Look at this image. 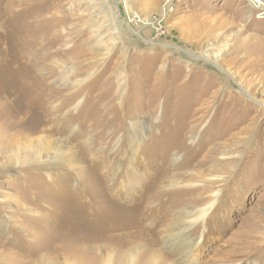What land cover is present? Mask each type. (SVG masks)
<instances>
[{"label": "rangeland", "instance_id": "rangeland-1", "mask_svg": "<svg viewBox=\"0 0 264 264\" xmlns=\"http://www.w3.org/2000/svg\"><path fill=\"white\" fill-rule=\"evenodd\" d=\"M250 10L246 0H0L2 109L46 112L0 123L57 139L73 167L29 156L6 168L0 156V264L48 253L120 264L124 249L140 255L154 240L144 230L161 238L164 223L182 228L181 210L212 199L186 231L199 264H264V18ZM64 66L73 75L61 83ZM31 118L48 130L31 133ZM132 127L134 194L120 185Z\"/></svg>", "mask_w": 264, "mask_h": 264}, {"label": "bare ground", "instance_id": "bare-ground-1", "mask_svg": "<svg viewBox=\"0 0 264 264\" xmlns=\"http://www.w3.org/2000/svg\"><path fill=\"white\" fill-rule=\"evenodd\" d=\"M82 1H86V0H82ZM246 1L249 3L250 9H251L250 11L260 10V11H262L261 16L264 18V2L262 0H246ZM170 2H171V0H168V3H170ZM166 9L163 8V10H162V13H161L162 18L167 16ZM250 17H251V14L249 13L248 18L250 19ZM110 54H111L110 52L102 53L100 66L103 65L105 59H107V57ZM259 61H262V60H259ZM47 70H48V75L53 76V73H54L53 67L48 66ZM72 73L73 72H72L71 68L64 66L62 68V71L60 72V75L62 74L63 76L60 77L59 81L61 83L67 82L70 79V76ZM225 73L229 78L233 79L237 85H241V83L236 79V76L233 73H230L228 71H225ZM19 74L20 73H18V75ZM44 80H46V79L44 78V79H42L36 83L45 87L46 85L44 83L45 82ZM3 85H4L3 83L0 84V88ZM19 85H21V84H19ZM22 89H23V87H22ZM10 90H12V89H10ZM20 91H22V90H20ZM243 92L245 94H247V93L249 94V92L247 90H243ZM0 93H2L3 95H6L7 93H9V91L6 88H2ZM1 97H2V95H1ZM9 103L11 104L12 102H9ZM9 103H7V104H9ZM24 103H26V102L24 101ZM25 108L26 107H24L22 105L18 108L14 104H11L10 106L7 107L8 111L5 112V110L3 111L2 105L0 104V119L3 116L5 117V115H8V114H11L12 117H14L16 119H20L24 115L23 111H25V112L27 111V113H30L32 110L35 112L36 111L38 112L37 114H39V119L41 116H44L46 114V112L44 110L39 109L36 106L34 108L30 107L26 110H25ZM32 120L33 119L31 118L30 121L29 120L26 121V125L28 126L29 129H31V130H29L31 133H34L35 131L43 132L44 130H48V129H41L40 130V128H41L40 126L44 125L45 122L39 121L37 124H35V121L33 120V123H32ZM45 128H47V127H45ZM132 128L135 131H133ZM132 128L130 129L131 132H129L130 136H131L130 141H129L130 147H131V153L128 154L130 156L131 162L127 168V177L123 180V182H121L120 185H121V190L123 188H126L127 191L130 190L134 194L135 192L139 193V185L141 184V180L136 181L137 180V168H136V166H134V163L132 160L135 159L133 157H136L138 143L141 141L139 139V137L141 135L138 133V131L136 130L135 127H132ZM13 131H15V129L13 127L6 126L5 124L1 125V123H0V156L7 154V159L5 161L7 163L6 168H9L11 166L19 167L21 165L27 164V158L29 156L35 160L34 162H31L32 164L35 163L36 161H37V163L39 161L40 163H43V164H52L55 161H61V162L65 163V165L69 166L70 168H73L70 166L71 161H72V155L68 150L69 148L66 149L63 146H61L57 139L53 140L54 138L51 139L52 137L50 138V136L46 135L45 133H44L46 135L45 137L40 136V137L35 138V139L34 138L29 139V137L25 136V134H24V136H22L24 138H22V137H20V134H14ZM49 131H51V129ZM141 132H144V130ZM176 180H177V182H172V186H175V185L178 186L181 183L178 181V179H176ZM188 185H191V184H188ZM195 185H197V184H195ZM1 191H3V188H1ZM212 198H215V194L212 195ZM214 208H215V202L212 199L210 204L206 207L192 209V210H187V209L181 210L180 214H183L182 218H184L182 228H180L181 225H179L176 221H174V219H172L170 221V223H164L162 225L163 228L161 231V238L158 237L157 234L153 233L152 231L148 232V231L144 230L143 232H145V233L147 232L148 235L155 237L154 240L151 241L152 244L150 243L149 244L150 246L148 245V247H145V248L143 247L144 248L143 253L140 255H139L140 252L138 253V249L137 250L135 248L131 249L130 246L128 248L124 249V250H126V253H125L124 258L122 260L119 259L120 264H177L176 260H171L173 257H175V255L178 256L179 264H199L198 256L193 255V253H194L193 251L198 247L199 243H198V241L194 242V238L187 235L186 231L188 230L191 223L195 222L199 216L202 218H205L210 213V211ZM193 214H195V215H193ZM125 230L126 231L124 233H126V235H134V234H129L131 231L130 229H125ZM121 231H123V230H121ZM114 233H119V231L114 232ZM147 239L148 238H146V240ZM156 239H158V240H156ZM136 240H138V239H136ZM158 241H159V243H158L159 245H161V241H162L163 245L170 246L171 248H174L175 255H174V253L173 254L161 253V251H160L161 248H158V244H157ZM135 242H134V244H135ZM147 243H149V242H147ZM158 251H160V252H158ZM46 255L48 257H46ZM46 255L41 257L39 264H49V263H53V264H99V263H95L96 260L93 257H91L90 260H85V261L81 260L80 261L78 259H71V258L66 257V256L52 257V256H49V253ZM146 257H149V259L146 260L145 259ZM112 260H113V257H110V258H108V260H104L102 264H113Z\"/></svg>", "mask_w": 264, "mask_h": 264}]
</instances>
